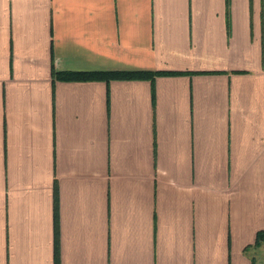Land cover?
I'll return each instance as SVG.
<instances>
[{
  "label": "crops",
  "instance_id": "0c3cea01",
  "mask_svg": "<svg viewBox=\"0 0 264 264\" xmlns=\"http://www.w3.org/2000/svg\"><path fill=\"white\" fill-rule=\"evenodd\" d=\"M259 231L264 0H0V264H256Z\"/></svg>",
  "mask_w": 264,
  "mask_h": 264
},
{
  "label": "trees",
  "instance_id": "16d2710c",
  "mask_svg": "<svg viewBox=\"0 0 264 264\" xmlns=\"http://www.w3.org/2000/svg\"><path fill=\"white\" fill-rule=\"evenodd\" d=\"M228 4V3H227ZM228 7V5H227ZM53 78L63 80H104L108 82L112 79H148L153 81L154 77L160 75H176L179 71H149V70H115V71H66L57 72L51 70ZM264 239V231L257 232L256 240L253 246ZM250 247V246H249ZM246 249V247H245ZM253 264V263H252Z\"/></svg>",
  "mask_w": 264,
  "mask_h": 264
},
{
  "label": "rangeland",
  "instance_id": "374dc122",
  "mask_svg": "<svg viewBox=\"0 0 264 264\" xmlns=\"http://www.w3.org/2000/svg\"><path fill=\"white\" fill-rule=\"evenodd\" d=\"M256 264H264V255H261L260 259L257 261Z\"/></svg>",
  "mask_w": 264,
  "mask_h": 264
}]
</instances>
